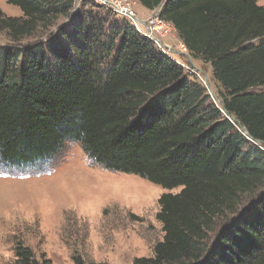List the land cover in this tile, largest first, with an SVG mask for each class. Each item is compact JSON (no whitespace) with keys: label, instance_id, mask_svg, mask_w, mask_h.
Masks as SVG:
<instances>
[{"label":"trees","instance_id":"16d2710c","mask_svg":"<svg viewBox=\"0 0 264 264\" xmlns=\"http://www.w3.org/2000/svg\"><path fill=\"white\" fill-rule=\"evenodd\" d=\"M137 1L211 66L220 106L127 19L75 0H7L22 17L0 12V163L22 171L73 142L107 171L181 189L159 199L164 239L134 264H264V7ZM15 258L50 264L22 243Z\"/></svg>","mask_w":264,"mask_h":264},{"label":"rangeland","instance_id":"374dc122","mask_svg":"<svg viewBox=\"0 0 264 264\" xmlns=\"http://www.w3.org/2000/svg\"><path fill=\"white\" fill-rule=\"evenodd\" d=\"M108 1L75 0L77 8L93 16L123 20L110 13L115 14ZM127 2L141 19L152 14L137 0ZM258 3L264 7V0ZM0 12L22 17L20 9L7 0H0ZM161 41L171 49L170 58L182 64L220 106L222 89L211 66L190 54L175 29ZM8 45L7 37L0 35V48ZM180 190L169 191L135 175L107 171L73 142L48 162L22 171L0 163V264H17L18 243L29 247L37 260L45 258L50 264H75L77 255L108 264L153 258L154 247L164 239L157 220L159 199Z\"/></svg>","mask_w":264,"mask_h":264},{"label":"built area","instance_id":"2783aa9c","mask_svg":"<svg viewBox=\"0 0 264 264\" xmlns=\"http://www.w3.org/2000/svg\"><path fill=\"white\" fill-rule=\"evenodd\" d=\"M106 3L115 15L131 22L140 34L164 50L166 54H168L167 52L171 53V49H168L161 40L169 37L174 28L170 23L160 18L159 10L150 14L148 18L141 19L127 0H111Z\"/></svg>","mask_w":264,"mask_h":264},{"label":"water","instance_id":"95a60500","mask_svg":"<svg viewBox=\"0 0 264 264\" xmlns=\"http://www.w3.org/2000/svg\"><path fill=\"white\" fill-rule=\"evenodd\" d=\"M223 108H224V107H223ZM224 112H225V111H224ZM230 118H231L232 120H235L234 117H232V116H230ZM228 119H229V117H228ZM239 125H240V124H239ZM240 127H241L242 132H244V134H245L247 137H249V134H248L247 130L245 129V127H243V126H241V125H240Z\"/></svg>","mask_w":264,"mask_h":264}]
</instances>
